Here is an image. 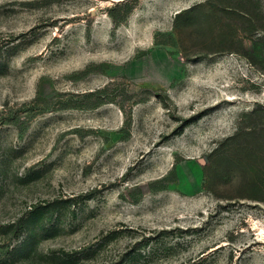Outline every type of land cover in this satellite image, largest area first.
<instances>
[{"label": "rangeland", "instance_id": "1", "mask_svg": "<svg viewBox=\"0 0 264 264\" xmlns=\"http://www.w3.org/2000/svg\"><path fill=\"white\" fill-rule=\"evenodd\" d=\"M259 174L264 0H0V264H264Z\"/></svg>", "mask_w": 264, "mask_h": 264}, {"label": "trees", "instance_id": "2", "mask_svg": "<svg viewBox=\"0 0 264 264\" xmlns=\"http://www.w3.org/2000/svg\"><path fill=\"white\" fill-rule=\"evenodd\" d=\"M131 11V6L128 5V9H127V12H130ZM103 90H98L96 91V93H91V95H98V98L97 101L93 104L95 106L99 105L101 102L104 101V99L101 97V94H102ZM86 95V94H85ZM256 181V187L258 188V190H261L263 191L264 190V177L260 176L259 174V178L255 179Z\"/></svg>", "mask_w": 264, "mask_h": 264}]
</instances>
